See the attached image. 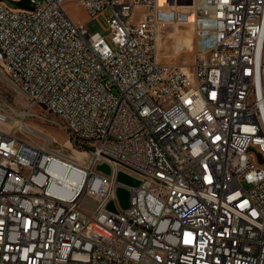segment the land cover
<instances>
[{
  "label": "built area",
  "instance_id": "1",
  "mask_svg": "<svg viewBox=\"0 0 264 264\" xmlns=\"http://www.w3.org/2000/svg\"><path fill=\"white\" fill-rule=\"evenodd\" d=\"M68 1L0 0V79L29 103L0 110V264H264V0H73L114 47ZM182 23L186 66L159 57Z\"/></svg>",
  "mask_w": 264,
  "mask_h": 264
},
{
  "label": "rangeland",
  "instance_id": "2",
  "mask_svg": "<svg viewBox=\"0 0 264 264\" xmlns=\"http://www.w3.org/2000/svg\"><path fill=\"white\" fill-rule=\"evenodd\" d=\"M65 8L69 13L70 17L76 22H83L90 33L100 32L103 36H105L107 42L114 47L112 42V37L110 32L107 30L108 23L104 17H92L85 12L83 7L73 1L69 0ZM173 11V10H171ZM142 10L134 11L133 14L139 15ZM162 17H166L167 19L173 20L174 15L173 12L162 15ZM180 29L187 30L193 27V45H194V26L191 25H179ZM175 25H168L164 27V30L161 32V40H160V47H159V57L164 62L175 63L180 66H186L190 64L194 58V50L193 47L191 50H188L187 47L182 45H177L174 37L171 35L175 31ZM29 103L27 99L18 91L12 89L6 82L0 79V110L9 108L13 109L16 113H21L24 109H27ZM32 112L36 114H40L42 116L47 117L50 120L44 121L38 117H31L27 119V122L30 126L35 128L41 134L50 136L56 140V143L65 147V149L70 153L72 152L65 143L68 141V135L57 125V118L48 114L44 111L41 107L35 106L32 109ZM13 125V126H12ZM20 126V119L16 118V121H9L6 125H0L2 129H15L17 126ZM18 132V131H17ZM19 133V132H18ZM74 149L76 146L74 145ZM78 151V150H77ZM124 171L131 176L134 177V170L132 169H124L119 170ZM122 184V183H121ZM124 185V184H123ZM83 206L88 209L92 210L94 207V201L88 199L87 196H84L82 199Z\"/></svg>",
  "mask_w": 264,
  "mask_h": 264
},
{
  "label": "bare ground",
  "instance_id": "3",
  "mask_svg": "<svg viewBox=\"0 0 264 264\" xmlns=\"http://www.w3.org/2000/svg\"><path fill=\"white\" fill-rule=\"evenodd\" d=\"M173 15H174V19L173 20H175V16H176V14H175V12L173 11ZM184 17H186V18H184ZM190 16L189 15H187V16H181V18L180 19H186V20H184V21H189L190 20V18H189ZM188 23H186V25H187ZM179 25H184L183 23L182 24H179ZM178 24H175V31L171 34L173 37H174V39H175V41L177 42L176 44L177 45H182V46H185V47H187V49L188 50H191L192 48H193V27L192 28H189V29H187V30H183V29H180L178 26H179ZM188 25H191V26H194L192 23H189ZM9 123V122H8ZM7 124V123H6ZM65 145L66 146H68V147H72L73 145H72V143L70 142V141H67L66 143H65ZM74 149V148H73ZM75 150V149H74ZM75 152L77 153V154H80V152L79 151H77V150H75ZM120 172H124V171H120ZM119 170L117 171V179H118V175H119ZM124 173H126V172H124ZM127 175H129V176H131L130 174H128V173H126ZM131 177H133V176H131ZM134 178V177H133ZM122 183V182H121ZM122 184H124V183H122ZM124 185H128V184H124Z\"/></svg>",
  "mask_w": 264,
  "mask_h": 264
},
{
  "label": "water",
  "instance_id": "4",
  "mask_svg": "<svg viewBox=\"0 0 264 264\" xmlns=\"http://www.w3.org/2000/svg\"><path fill=\"white\" fill-rule=\"evenodd\" d=\"M97 168L105 173H108V174L110 173V167L107 164H101ZM118 180L124 184H128L131 186H136L139 183L136 179L127 175L124 172L119 173ZM118 195H119V198L121 200L123 207H127L128 206V191L123 188H120L118 190ZM109 208L112 210H115L114 203H110Z\"/></svg>",
  "mask_w": 264,
  "mask_h": 264
}]
</instances>
